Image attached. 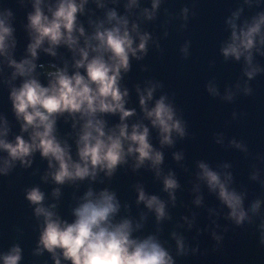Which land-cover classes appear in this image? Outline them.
<instances>
[{
  "label": "clouds",
  "instance_id": "obj_1",
  "mask_svg": "<svg viewBox=\"0 0 264 264\" xmlns=\"http://www.w3.org/2000/svg\"><path fill=\"white\" fill-rule=\"evenodd\" d=\"M197 2L190 0V6L184 4L178 14L163 9L164 38L168 37L167 27L174 19L181 21V31L188 28L190 18L197 16ZM14 3L19 10L24 11L29 5L31 10L25 11L26 23H21L28 42L24 55L17 59L14 27L17 16L11 7L0 5V84L8 90L11 112L19 125V134L9 139L12 124L0 112V152L6 153L0 156V177L11 176L17 164L20 169L17 176L30 168L29 175L39 174V167L33 168L38 153L40 160L47 162V169L40 174L41 182L56 186L51 190L53 200L60 199L63 186L78 189L85 181L89 185L78 197L73 192L75 205L70 208V221L58 214L57 203L45 204V192L39 185L23 189L39 232L31 254L41 257L47 252L53 264H62V260L67 264H178L183 258L206 254L200 253L199 242L190 244L185 235L175 230L182 227L180 224L169 233L174 247L169 239L161 238L163 223L172 219L167 207L175 206L176 192L181 188L173 170L164 172V149H175L178 142L195 139L183 109L177 105L176 93L166 90L164 82L154 76L134 83L138 113L137 108L127 106L130 89L123 83L133 70V61H144L151 49L158 58L164 56L159 38L143 26L158 19L167 0H150V8L141 7V0H14ZM90 3L95 8L87 7ZM121 4L122 13L118 11ZM245 7L259 10L246 17ZM96 10H103L102 16ZM224 24L230 34L220 43L219 54L224 63L242 61V76L226 86L223 94L215 77L204 88L211 98L234 104L239 97H252L251 82L264 75V66L256 59L264 57V0H242L224 19ZM191 45L192 41L186 39L179 47L180 60L189 59ZM62 48L70 53L71 63L58 51ZM40 53L58 59L59 64L38 62ZM214 64L215 61H210L209 67ZM139 71L148 73L150 67L140 64ZM231 115L234 121L247 117L242 110H233ZM111 117H118V121L110 122ZM61 119L70 126L63 136L58 130ZM153 130L159 147L152 143ZM213 143L223 145L224 134L213 133ZM227 146L239 150L245 159L252 156L244 139L232 137ZM171 156L188 171L182 163L183 149L173 151ZM254 159L264 164V154L256 153ZM126 166L133 172L142 168L151 171L156 179L162 180V191L168 199L146 193L139 182L134 184L135 204H143L147 210L139 211L136 218L131 215V205L122 204L116 191L92 187L111 181ZM195 166L193 203L203 205V186L221 206L208 209L215 217L210 231L212 251L222 250L226 234L237 228L254 229L257 244L264 249L261 169L251 165L253 170L248 179L259 184L262 194L249 200V188L243 184L239 189L235 186L231 163L222 162L213 168L207 161L197 160ZM149 213L154 215V231L145 233ZM192 216V219L182 217L189 230L196 213ZM221 218L227 223L221 225L218 222ZM23 258L19 243L0 252V264H21Z\"/></svg>",
  "mask_w": 264,
  "mask_h": 264
},
{
  "label": "water",
  "instance_id": "obj_2",
  "mask_svg": "<svg viewBox=\"0 0 264 264\" xmlns=\"http://www.w3.org/2000/svg\"><path fill=\"white\" fill-rule=\"evenodd\" d=\"M242 3V0H198L197 16L190 18L188 28L184 31L179 29L181 21L174 19L167 30L169 35L163 37V21L166 17L163 9L167 8L169 12L178 14L184 4H189L190 0H167L166 4L161 6V12L155 22H148L143 27L151 32L154 37L159 38L161 46L164 48V56L157 57L154 49L150 50L149 56L139 63L133 61V70L125 78L123 83L130 89V101L128 107L138 108V100L132 85L141 82L149 76H154L164 82L166 90L176 93V102L183 109L184 118L188 121L189 131L195 134V139H186L178 142L175 149H164L165 162L162 165L164 172L169 169L176 173V177L181 185L177 190L176 204L173 207L168 205L172 219L163 223L162 239H169V233L180 224L182 227L175 228L188 239L190 244L199 242L200 253L196 256H189L181 259L178 264H264V249L257 244V238L253 234L252 228L242 230L237 228L234 232L226 234L222 250L213 252L210 231L212 229L211 220L215 219L209 212V208H219V201L215 196L210 195L207 189L202 186L204 197L203 205L196 206L193 201L196 193L192 191L195 181V172L197 171L195 162L205 160L215 168L217 164L228 162L233 165L231 169L235 177V186L246 185L249 188V200L254 196L261 195L262 190L258 183L248 179L253 170L252 164H256L261 169V179H264V164L254 159L256 153L264 154V75L258 76L251 82L254 89L252 97H239L234 104L221 101L219 98H211L205 91V83L215 77V82L221 92L224 93L226 86L234 84L238 78H241L242 61L222 62L223 58L219 54L220 43L227 39L230 34L224 24V19ZM0 5L8 6L16 13L17 19L14 22L16 28L15 36L17 39L16 58L24 55V49L28 42L27 35L21 28V23H26L25 11H30V5L26 10H19L14 0H0ZM112 5H109L111 7ZM150 0H141V7L150 8ZM87 7L95 8L93 4ZM259 9L249 10L245 7L243 15L250 17ZM97 15L102 16L103 10H96ZM118 11L123 12L122 4ZM84 19V18H82ZM87 27V25H85ZM186 39L192 41L190 48L191 56L188 60L182 61L179 58V47ZM65 59L71 63L70 53L66 49H59ZM261 66H264V57L257 56ZM56 62L59 60L40 53V63ZM215 61L214 66L209 67V62ZM140 64H148L150 72L142 73L139 71ZM71 71V68L69 69ZM7 74V72H6ZM8 90L3 84H0V112L7 115L12 124V132L9 139L19 134V125L16 123L12 112L10 101L7 99ZM233 110H240L247 113V117L242 121L238 117L236 121L232 119ZM110 122H117L118 117L109 118ZM58 130L61 136L70 131V126L65 125L63 120L58 121ZM222 132L224 134L223 145L213 143V133ZM235 137L237 140L244 139L249 146L252 156L244 158V154L239 150L228 147V140ZM72 143V140H69ZM152 143L159 147L155 131H152ZM183 149L185 160L182 162L188 169L185 172L175 161L171 153ZM75 147L73 144V155ZM0 156H6V153L0 152ZM39 167L40 173L31 176L32 169L19 172L17 169L9 177H0V252L7 251L13 243H19L23 249V260L21 264H53L50 254L45 252L41 257L33 256L32 250L38 241L39 232L36 228V218L33 216V210L24 200L23 189L34 185H39L45 192V204L57 203L56 211L58 214L69 221L72 219L70 208L75 205L72 194L78 197L83 194L89 186L88 182H82L78 189L72 186H63L62 195L58 201L51 197V190L56 187L51 182L45 184L40 180V174L47 169V162L41 161L39 154H36V161L33 168ZM102 175V174H101ZM141 183L146 193L153 194L167 200V194L162 191V180L156 179L151 171L140 169L137 172L131 171L130 167L120 169L111 181L105 180L103 185L93 184L94 189L109 187L116 191L122 204L127 202L131 205V215L138 218L139 211H147L143 204H135L136 191L133 185ZM247 204V201H246ZM264 210V205H262ZM226 211V209L224 210ZM196 213L193 227L189 230L182 217L192 219V214ZM221 225L227 222L224 219L218 221ZM19 229L20 231H17ZM197 229L200 230L197 235ZM154 231V215L149 213L148 223L145 233ZM195 237V240L193 239ZM169 243L174 242L169 239ZM62 264L67 262L62 260Z\"/></svg>",
  "mask_w": 264,
  "mask_h": 264
}]
</instances>
